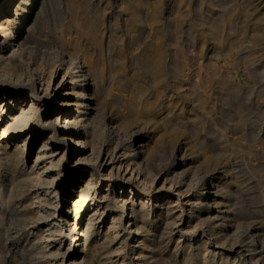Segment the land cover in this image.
Masks as SVG:
<instances>
[{"label": "bare ground", "instance_id": "obj_1", "mask_svg": "<svg viewBox=\"0 0 264 264\" xmlns=\"http://www.w3.org/2000/svg\"><path fill=\"white\" fill-rule=\"evenodd\" d=\"M59 2L0 0V264L13 217L39 264H92L82 247L114 242L107 264H264V228L251 226L264 218V190L248 189L263 206L247 213L228 171L217 170L245 154L243 133L221 112L223 92L235 89L229 69L245 67L264 93V0H64L58 11ZM253 94L244 101L254 104ZM108 214L107 230L97 229ZM175 231L182 258L165 263L159 250Z\"/></svg>", "mask_w": 264, "mask_h": 264}, {"label": "rangeland", "instance_id": "obj_2", "mask_svg": "<svg viewBox=\"0 0 264 264\" xmlns=\"http://www.w3.org/2000/svg\"><path fill=\"white\" fill-rule=\"evenodd\" d=\"M64 4V0H61V2L57 3V6H58V11L62 9V6ZM164 5V3L162 2V6ZM168 15L163 11L162 13V19H161V22L157 25L158 27H160V25H162L163 27H165V21L164 19L166 20V17ZM147 27H153V26H150V25H147ZM207 59V55H204V59L202 60H205ZM201 61V59L199 60ZM223 61H219V65H222ZM232 73V79L234 80V83H235V89H230L229 90H225L223 92V95L225 97V102H224V107L225 109L221 112H223V115H226L225 118H231L233 119L234 121L232 122H229V126L230 128L233 130V132H238V134L243 133V136L241 137V141H239L237 145V147L240 148L241 150V147H242V151H244V156L240 153H232V154H229L228 155V158L226 157H223L221 159V163L217 165V170L218 172L220 173L221 171H224V170H227L228 172V176L230 179H232V188L234 190V192H232L233 195H231L234 200L237 202L238 201V205H242L246 211H248L247 213L250 212V214H254L256 213V211H261L262 207L263 206V203L262 201H255V200H252L251 196H250V190H255L257 191L258 193H260L262 190H264V186L262 187V185H264V170H263V163H264V93L262 92L261 94L259 93V90L258 88H260L261 86V80L258 79L257 77L255 76H252L248 70H246L245 67L243 66H239V67H231L229 69ZM263 83V82H262ZM237 87V88H236ZM246 88V90H245ZM237 89V90H236ZM240 92H239V90ZM242 89V90H241ZM248 89V90H247ZM234 90V91H233ZM257 90V91H256ZM244 91L245 93L248 91H251L253 92L254 96L251 97V100H253V103L249 100V101H244L245 99L243 98L244 97ZM237 92L240 93L239 95V98H238V95H237ZM225 93V94H224ZM232 95V96H230ZM236 95V96H234ZM229 96V98H227ZM241 96V97H240ZM250 97V96H249ZM243 98V99H242ZM254 98V99H253ZM259 99L262 103V105L260 104L261 102L257 103V99ZM232 99V100H231ZM237 99V100H235ZM229 100V101H228ZM242 100V101H241ZM227 101V102H226ZM233 102V103H232ZM236 102V104H235ZM239 104H238V103ZM245 102V103H244ZM247 102V103H246ZM231 103V104H230ZM226 104H229L228 106ZM237 104L239 106H237ZM240 104H246L245 106H241ZM256 104V105H255ZM260 104V105H259ZM234 105V106H233ZM248 105V106H247ZM236 106V107H235ZM227 107V108H226ZM245 108L246 109V113L244 115H240V113L237 112V108ZM247 107V108H246ZM236 108V109H235ZM232 109V110H231ZM229 110V111H228ZM259 110V111H258ZM235 111V113L233 112ZM225 112V113H224ZM233 112V113H232ZM248 112V113H247ZM251 112V113H250ZM231 113V114H230ZM237 113V114H236ZM255 115H254V114ZM234 114V115H233ZM239 114V115H238ZM260 114V115H259ZM231 115V116H229ZM251 115V116H250ZM233 116V117H232ZM236 116V117H234ZM244 117V119H243ZM248 117V118H247ZM253 117V118H252ZM237 118V120H236ZM242 118V119H241ZM237 121V122H236ZM250 121V122H249ZM246 122V124H245ZM255 122V123H254ZM223 123V122H222ZM228 124V123H227ZM227 124H222L218 127L220 128H224V127H227L228 125ZM238 124V125H237ZM241 125V128L238 127ZM238 127V128H237ZM255 127V128H254ZM258 129H257V128ZM249 128V129H248ZM202 130V129H201ZM258 131V132H257ZM205 142L208 143L211 145L213 142L212 141V137L207 134V131H205ZM251 133H253V135H251ZM255 133V135H254ZM257 133V134H256ZM259 133V134H258ZM256 136V137H255ZM246 137V138H245ZM248 137V138H247ZM253 137V138H252ZM256 138V139H255ZM219 138L216 136V145L219 143ZM178 140L180 142H182L187 148H189V150H187V154H189V159H191L196 165H200L201 167H203V169H205L206 164H209V163H206V161L202 160L203 159V155H199V151L197 149H195V144L193 142V139L189 136V135H181L178 137ZM183 140V141H182ZM211 140V141H210ZM247 143H246V142ZM256 141V143H255ZM259 141V142H258ZM251 145H250V143ZM245 143V144H244ZM249 143V144H248ZM194 144V145H193ZM248 144V145H247ZM255 146H253V145ZM249 146V147H247ZM253 146V147H252ZM139 147V144H137V148ZM236 149H239L237 148ZM184 148V151L186 150ZM243 148H246V149H243ZM192 149V150H190ZM252 152H251V151ZM250 152V153H249ZM262 152V153H261ZM35 153V152H34ZM181 153V154H180ZM177 152V154L174 156V158H172V160L174 159H178V161H180L181 157H182V153L183 152ZM247 154H249L247 156ZM252 155L253 157V162H252V157L250 158V156ZM254 154V155H253ZM259 154V155H258ZM242 155V157H241ZM177 156V157H176ZM246 156V157H245ZM259 156V157H258ZM34 155H32V158L30 160L27 161V165H31L33 164V160H34ZM244 157V158H243ZM249 157V159H248ZM232 158V159H231ZM234 158V159H233ZM243 158V160H242ZM247 158V159H245ZM256 158V159H254ZM261 158H262V161H261ZM254 160H257V162ZM241 163H240V162ZM244 161H248V162H245ZM244 163V164H243ZM247 163V164H246ZM259 163V164H257ZM249 164V165H248ZM254 166H253V165ZM257 164V165H256ZM238 165V166H237ZM246 165V166H245ZM251 165V166H250ZM209 166V165H208ZM255 167L257 169L256 170V174L254 175L255 173ZM242 168V169H241ZM249 168H250V171H249ZM244 169V170H243ZM247 171H246V170ZM254 169V170H253ZM253 170V171H252ZM262 170L263 171V174L261 173L262 171H259ZM246 171V172H245ZM252 172L253 175H252ZM238 174L241 175V180L242 179H245V180H242V182L240 184H238L237 182V177ZM247 174V176H246ZM261 174V176H260ZM244 176V177H243ZM250 176V177H249ZM243 177V178H242ZM255 177V178H253ZM259 177V178H258ZM249 180V181H247ZM256 180V181H255ZM258 180H261L262 182L258 183ZM246 181V182H245ZM255 182V184H254ZM257 182V183H256ZM253 183V184H252ZM101 185H103V183H101ZM248 185V187H247ZM260 186L257 187V186ZM235 186V187H234ZM243 186V187H242ZM246 187V188H245ZM244 188V189H243ZM254 188V189H253ZM250 189V190H248ZM260 189V190H259ZM248 190V191H247ZM237 191V192H236ZM246 191V192H245ZM191 193V192H190ZM235 193V195H234ZM238 193V194H237ZM248 196H247V195ZM246 196V197H245ZM250 198V199H249ZM189 199V197L187 199H184L182 201L181 204H184L185 208L188 209L189 206H187L185 204V202ZM233 200V201H234ZM234 201V202H235ZM245 201V202H244ZM253 201V202H251ZM241 202V204H239ZM261 202V203H260ZM108 203L111 205L112 208L115 207L114 205V199L113 198H109L108 199ZM253 203V204H252ZM249 206V207H248ZM260 206V208H259ZM252 207V208H251ZM255 207V209H254ZM248 209V210H247ZM250 209V211H249ZM178 210V209H177ZM10 212V211H9ZM179 213V211H177ZM188 212V210H186V213ZM185 213V214H186ZM184 214V218H186V215ZM86 216H88L87 214H85ZM82 217L80 221H78V225L76 227V230H74V232H72L71 234H67L69 237H72V236H75V233L76 231H79L81 230V227L83 228V226L85 225V222H86V218L87 217ZM108 216V217H107ZM111 215H106L104 216V218H102L99 222H97V225H96V228L99 229V226L102 225L103 227L105 226H108L109 225V217ZM9 217H10V214H9ZM106 217V218H105ZM258 219H257V218ZM108 219V220H106ZM8 223L6 224V227H7V230H8V234L6 236V238H3V242L6 243V249H5V252H4V256H5V259H6V263L5 264H39V261H41L40 258H38L36 254H34L35 252L39 251V248L35 247L34 249L31 248L30 246V241H31V238L27 236V232L23 231L22 228H21V225H19V223L16 221L15 217H13L11 220H8L7 221ZM12 222V223H11ZM73 223V222H72ZM81 226H80V225ZM84 224V225H83ZM256 226H255V225ZM259 224V225H258ZM83 225V226H82ZM128 226V225H127ZM251 226H254L256 228H264V218L262 216H260V214L256 215L254 218L251 219ZM207 227V228H206ZM202 229H205L207 230L208 229V226L207 225H204L202 227ZM107 230V227L104 228V231ZM27 231V230H26ZM125 232V230L123 231ZM199 233H201V228H199ZM198 233V234H199ZM143 235V234H142ZM142 235L139 236L140 238V241L143 239L142 238ZM94 237L96 236V232L94 233L93 235ZM177 237V238H176ZM27 238V239H26ZM73 238V237H72ZM70 238L71 240L70 241H73V239ZM185 238V237H184ZM25 239V240H24ZM155 239V238H154ZM171 242L169 244V246L166 248V250H159V253H161L162 255H164L163 257L165 258V263H171V262H174L175 259L178 258V260H181L182 256L179 254L178 256L173 254L174 253V247L177 245V239L179 240V232L175 231L174 233V236L171 235ZM254 240V239H253ZM6 241V242H5ZM12 241V242H11ZM58 243V244H57ZM14 245V246H13ZM22 245V246H21ZM61 245V242H59V240L55 241L53 244H51L50 248H57ZM113 245V246H112ZM118 244H116V242L110 244V243H107L104 248H99V250H96L93 252V250L91 249V247L93 245L90 244V248L89 247H86L83 251V247H82V250H81V258H85L87 261L88 260H91L92 261V264H107L104 256L106 255V253L104 252H110V250H113L114 249V246H117ZM68 246V244L64 243L62 245V249H66ZM171 246V247H170ZM21 247V248H20ZM113 247V249H112ZM10 248V249H9ZM20 248V249H19ZM172 248V249H171ZM173 250V251H172ZM211 250V248H210ZM162 251V252H161ZM127 258H130L129 256H131V247L128 246L127 248ZM7 257V258H6ZM9 257V258H8ZM92 257V258H91ZM115 259L114 260H117L119 259V257H114ZM12 261V262H11Z\"/></svg>", "mask_w": 264, "mask_h": 264}]
</instances>
